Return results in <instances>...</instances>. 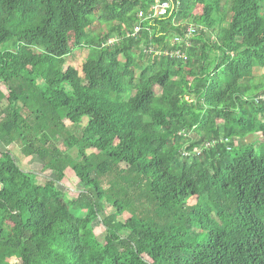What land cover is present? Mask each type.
I'll return each mask as SVG.
<instances>
[{
  "label": "trees",
  "instance_id": "obj_1",
  "mask_svg": "<svg viewBox=\"0 0 264 264\" xmlns=\"http://www.w3.org/2000/svg\"><path fill=\"white\" fill-rule=\"evenodd\" d=\"M154 1L0 0V264H264V150L234 146L264 138V0H179L128 36Z\"/></svg>",
  "mask_w": 264,
  "mask_h": 264
},
{
  "label": "rangeland",
  "instance_id": "obj_2",
  "mask_svg": "<svg viewBox=\"0 0 264 264\" xmlns=\"http://www.w3.org/2000/svg\"><path fill=\"white\" fill-rule=\"evenodd\" d=\"M201 13V7H196L193 11V15H199ZM99 25L97 22H94L90 28V31L92 33H96L98 31ZM138 55V52L135 56ZM87 56V50L86 49H73L72 52L69 54L68 57L64 59V67H71L77 71L79 76H82L81 74V66L85 61V58ZM57 68H60V66H57ZM254 74H256V77H263L264 76V69H258L255 68ZM1 90L3 93L5 92V89L2 87ZM158 89H156V94H158ZM87 118L84 117L80 121L78 126H72L68 121H65L64 124L72 134H79L82 127L85 126ZM259 141L257 143H254V141ZM235 147H243V149H240V153H242L244 150L248 152L252 147H254L255 152H258L260 150H264V138L260 136V134L254 133L252 136L246 137L240 142H236ZM9 151L12 154V157L14 158L16 164L18 167L25 172L29 178L35 182L36 184L43 185L45 178L47 177H53L52 173L48 169V167H44L35 157L26 158L24 157L20 150L18 145L11 146L9 148ZM69 154L71 157L76 156V151L74 149L69 151ZM57 188L60 189L68 198H73L77 195V193L82 190V185L78 183V180L75 178L73 173L69 170L65 172V177L62 180L61 183L57 185ZM195 199L192 198L189 200L188 205L194 204ZM113 209L108 208L106 211V214L112 213ZM126 216H124L125 218ZM93 232L97 238L98 241L102 242L103 237L105 236V230L100 224V218L96 219L92 223ZM8 263L10 264H19L18 260L15 258H12L8 260Z\"/></svg>",
  "mask_w": 264,
  "mask_h": 264
},
{
  "label": "built area",
  "instance_id": "obj_3",
  "mask_svg": "<svg viewBox=\"0 0 264 264\" xmlns=\"http://www.w3.org/2000/svg\"><path fill=\"white\" fill-rule=\"evenodd\" d=\"M179 6V0H155L153 5L149 8L147 14H142L141 12L138 14L139 19V25L135 26L130 34L128 36L135 37L141 30V23H143L146 20H152L155 18H160L165 15H167L169 12L171 13L174 8L176 9ZM198 28L193 26H188L183 34L182 37L176 36L172 39L173 44H179L181 43L185 49H188L191 46V40L195 37L197 34ZM112 41H108V44H111ZM152 52L151 50L148 51L150 54ZM159 55L163 56H170V57H176L180 59H184V53H181L179 51L167 53L162 51H156L152 53V58L157 57ZM255 104H258L259 102L264 103V96H257L253 99ZM208 146V145H207ZM227 150H230V148L227 147ZM194 152L196 154L199 153L197 149H194ZM184 155H187L185 153Z\"/></svg>",
  "mask_w": 264,
  "mask_h": 264
}]
</instances>
